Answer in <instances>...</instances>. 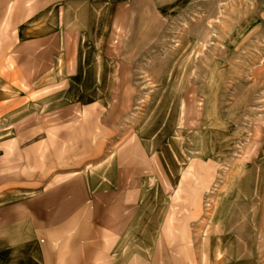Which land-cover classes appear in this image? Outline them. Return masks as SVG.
<instances>
[{"label":"rangeland","instance_id":"rangeland-1","mask_svg":"<svg viewBox=\"0 0 264 264\" xmlns=\"http://www.w3.org/2000/svg\"><path fill=\"white\" fill-rule=\"evenodd\" d=\"M54 11L79 53L28 88L41 106L32 118L0 123V189L40 191L124 158L144 168L131 182L132 208H147L138 222L178 218L196 262L264 264V0Z\"/></svg>","mask_w":264,"mask_h":264},{"label":"crops","instance_id":"crops-1","mask_svg":"<svg viewBox=\"0 0 264 264\" xmlns=\"http://www.w3.org/2000/svg\"><path fill=\"white\" fill-rule=\"evenodd\" d=\"M91 2L0 0L2 131L41 110L28 88L46 86L52 68L59 70L64 56L79 53L64 45V39L75 37L71 21L55 17L54 10L88 8ZM95 20L100 22L99 13ZM136 171L124 158H109L89 173L76 172L40 191L0 189V264H211L210 257L196 262L190 240L179 238L178 218L138 222L147 208H132L131 182L141 180Z\"/></svg>","mask_w":264,"mask_h":264}]
</instances>
